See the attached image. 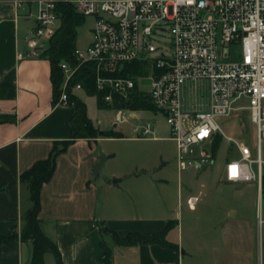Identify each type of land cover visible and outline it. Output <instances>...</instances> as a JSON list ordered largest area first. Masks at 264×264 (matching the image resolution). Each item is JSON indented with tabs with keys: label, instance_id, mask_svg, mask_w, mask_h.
<instances>
[{
	"label": "built area",
	"instance_id": "built-area-1",
	"mask_svg": "<svg viewBox=\"0 0 264 264\" xmlns=\"http://www.w3.org/2000/svg\"><path fill=\"white\" fill-rule=\"evenodd\" d=\"M37 27L19 58L41 57L60 24L58 5L69 3L84 16H93L91 42L75 49L76 63L61 62L64 83L58 103L73 105L69 87L79 68L93 63L95 84L106 104L114 94L130 99L144 93L154 109L162 111L177 145L181 171L204 170L215 162L214 146L220 136L233 142L240 157L226 163L225 179L240 183L257 181L260 203L257 234L264 240L263 160L248 145L222 131L218 117L246 110L257 125L259 145L264 139V0H36ZM167 34L172 37L166 45ZM144 62L147 72L135 75L126 69ZM142 78L150 89L140 87ZM192 83V85H188ZM83 90L80 82L70 87ZM195 93L194 99L187 95ZM241 105H236L238 102ZM117 124L140 118V112L116 109ZM131 113H136L133 117ZM140 137H155L151 122L136 125ZM201 152L192 155L193 148ZM209 146L211 152L205 148ZM257 165V169L254 168ZM200 197H188L195 209Z\"/></svg>",
	"mask_w": 264,
	"mask_h": 264
},
{
	"label": "crops",
	"instance_id": "crops-1",
	"mask_svg": "<svg viewBox=\"0 0 264 264\" xmlns=\"http://www.w3.org/2000/svg\"><path fill=\"white\" fill-rule=\"evenodd\" d=\"M37 12L36 0H0V115L16 117L14 121L0 122V235L13 229L20 234L23 215L31 206L28 185L20 175L37 161L48 158L55 147L61 148L62 141L72 134L75 106L55 102L50 60L18 56L28 47L37 27ZM81 91L85 90L75 94L81 97ZM121 132L126 133L125 129ZM123 139L153 141L159 137H80L56 155L55 172L41 189L40 216L44 231L56 241L64 264H104L103 240L112 249L114 264H182L189 254L181 251L179 239L169 238L170 231L179 225L180 216H173V210L163 205L161 181L166 180L156 175L159 167L142 165L135 170L114 163L106 167L116 154L103 142ZM102 154L108 157L103 175L95 176L94 167ZM259 154L264 173V144L257 149ZM114 176L126 178L114 185ZM129 178L135 181L125 186ZM255 199L260 203L258 183ZM169 220L175 224L166 239L177 248L121 245L104 233L109 228L121 236L131 232L152 234L163 231ZM238 238L240 241L241 235ZM262 244L264 248V240ZM32 251V242L19 237L0 245V264H27ZM45 264H57L53 253L45 255Z\"/></svg>",
	"mask_w": 264,
	"mask_h": 264
},
{
	"label": "rangeland",
	"instance_id": "rangeland-1",
	"mask_svg": "<svg viewBox=\"0 0 264 264\" xmlns=\"http://www.w3.org/2000/svg\"><path fill=\"white\" fill-rule=\"evenodd\" d=\"M94 24L95 18L87 16L85 23L78 29V46L86 47L91 41ZM170 39L172 40L171 35L167 34L165 43L172 51ZM139 84L141 88L149 90L151 80L142 78ZM80 95L87 105L88 117L101 130L125 129L124 135L134 137L140 135L134 131L136 125L152 123L155 135L159 137L157 140L123 139L103 142L112 154H116L106 167L110 163L135 170L142 165L159 167L160 171L156 175L166 180L161 181L165 199L163 205L165 203L173 210V216H180V223L170 231L169 238L179 239L181 251L189 252L182 264H264V248L253 219L257 220L256 213L259 209V203L255 201L257 182L231 183L225 179L227 161L240 157V151L233 142L223 138L214 164L204 170L181 171L177 164V145L170 138L171 128L162 111L139 110L140 118H133L115 127L116 109L100 108L96 94L81 91ZM187 95L190 99L195 97L191 89ZM238 104L243 103L240 101L236 105ZM217 122L226 135L248 145L252 155L257 156L258 129L246 110L234 111L227 117H218ZM261 144H264V139ZM205 150L211 152L209 146ZM200 152V146H196L192 155L197 156ZM254 168L257 169L256 164ZM131 179L125 180V186L134 183V178ZM193 195L201 198L196 210H191L187 204L188 197ZM234 212L236 215H233ZM238 235H241L240 241Z\"/></svg>",
	"mask_w": 264,
	"mask_h": 264
},
{
	"label": "trees",
	"instance_id": "trees-1",
	"mask_svg": "<svg viewBox=\"0 0 264 264\" xmlns=\"http://www.w3.org/2000/svg\"><path fill=\"white\" fill-rule=\"evenodd\" d=\"M58 11L60 16L59 27L41 55V57L47 58L51 62V78L53 82L55 102L59 100L62 85L65 79L64 72L60 64L63 61L76 63L74 52L78 46V29L86 21V16L77 12L72 4L60 3L58 5ZM95 69L96 67L93 63L83 64L74 75L70 85L72 86L77 82H80L87 93L96 94L98 96V104L100 108H127L136 111L142 109H154L147 96L139 90H135L130 99H126L115 93L113 103L106 104L103 100L104 92L96 89ZM126 69L135 75H141L147 72L145 63L139 61L128 63L126 65ZM70 87V101L75 106V113L72 117L71 138L62 141L61 148L55 147L52 154L48 158L37 161L30 169L24 171L20 175L21 181L28 185L31 206L23 215V226L20 234L13 229L7 235H0V245L9 243L19 237L23 241L32 242V256L30 262L27 264H45V255L47 253H53L55 255L57 264H64L59 247L56 241L50 238L44 231L43 220L40 216L41 189L43 185L52 178L55 172L56 155L59 152L66 150L74 140L80 137H124V134L121 131H116L114 129L101 131L99 128L95 127L91 119L88 117L86 103L78 94L72 92ZM15 119V116L0 115V122L14 121ZM221 142L222 137L219 136L214 146L215 154L217 153ZM174 224V220H169L163 231L152 234L131 232L126 236H121L109 228L104 230V233L111 235L114 241L121 245L160 244L163 246L177 248V245L166 239L167 233L174 226ZM102 246V259L104 264H114L112 260L111 247L104 240L102 241Z\"/></svg>",
	"mask_w": 264,
	"mask_h": 264
},
{
	"label": "water",
	"instance_id": "water-1",
	"mask_svg": "<svg viewBox=\"0 0 264 264\" xmlns=\"http://www.w3.org/2000/svg\"><path fill=\"white\" fill-rule=\"evenodd\" d=\"M131 115H132L133 117H135V116H136V113H131ZM107 158H108V157H107V155H105V154L100 155L99 161L97 162V164H96L95 167H94V175H95V176L103 175V168H104V166H105V162H106ZM125 178H126V176H122V177L114 176V177L112 178V183H113L114 185H119V183H120L122 180H124Z\"/></svg>",
	"mask_w": 264,
	"mask_h": 264
}]
</instances>
